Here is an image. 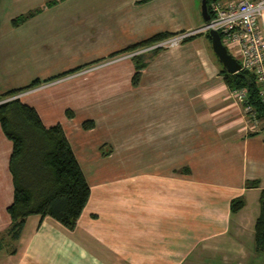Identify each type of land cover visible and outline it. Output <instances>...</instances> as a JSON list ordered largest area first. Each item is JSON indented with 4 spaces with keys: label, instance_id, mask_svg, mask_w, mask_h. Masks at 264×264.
I'll return each mask as SVG.
<instances>
[{
    "label": "crops",
    "instance_id": "0c3cea01",
    "mask_svg": "<svg viewBox=\"0 0 264 264\" xmlns=\"http://www.w3.org/2000/svg\"><path fill=\"white\" fill-rule=\"evenodd\" d=\"M6 1L14 10L4 16L10 26L0 28V94L41 80L19 99L46 127L62 126L90 193L75 228L33 214L11 239L12 141L0 126V264H264L254 242L264 129L254 128L243 99L231 93L204 35L161 50L135 87L130 57L110 63L98 77L45 81L110 60L111 53L155 33L199 27L172 22L174 14L183 17L180 0H69L78 7L63 18L85 22L78 32L85 43L58 65L42 46L55 19L49 0ZM36 8L21 25L11 24ZM24 47L29 59L15 61L12 52ZM17 67L24 69V83L11 80ZM42 84L55 90L41 92ZM87 120L93 125L85 129ZM251 180L259 186L247 187ZM238 196L245 203L233 213L230 201Z\"/></svg>",
    "mask_w": 264,
    "mask_h": 264
},
{
    "label": "trees",
    "instance_id": "16d2710c",
    "mask_svg": "<svg viewBox=\"0 0 264 264\" xmlns=\"http://www.w3.org/2000/svg\"><path fill=\"white\" fill-rule=\"evenodd\" d=\"M57 2L58 0H49L46 5L53 6ZM206 4L212 16L210 0H206ZM39 11L40 8H36L20 13L11 19V24L19 26ZM174 34L167 31L155 33L146 39L126 45L121 50L111 53L110 56L136 51ZM201 35L210 41L207 32H200L185 38L182 43ZM161 50L163 48H156L130 57L134 64V72L131 76L132 86L139 84L142 70ZM229 53L232 54L230 51ZM80 67L82 66L62 72L45 81L73 73ZM221 72L230 90L246 89V98L242 101L243 107L251 106L258 120H262L264 124V103L259 97L254 74L247 70L230 73L223 67ZM40 83L41 80L35 78L22 87L6 90L0 94V99L28 90ZM67 115L71 116L72 113L67 110ZM92 125L91 120L83 122L85 129L91 128ZM0 126L3 133L12 141L9 169L13 178V199L7 207L11 220L7 235L17 240L26 218L33 214L41 217L50 216L68 229L75 228L77 219L89 198L90 187L62 126L56 123L46 127L36 109L19 98L0 102ZM258 186V180L247 182V187ZM244 203L242 196L231 199V212H238ZM254 242L256 251L264 252V188L260 189L259 194V214L254 224Z\"/></svg>",
    "mask_w": 264,
    "mask_h": 264
},
{
    "label": "built area",
    "instance_id": "2783aa9c",
    "mask_svg": "<svg viewBox=\"0 0 264 264\" xmlns=\"http://www.w3.org/2000/svg\"><path fill=\"white\" fill-rule=\"evenodd\" d=\"M210 10L212 16L210 15L209 20L203 25L175 33L125 55L131 57L156 48H173L191 35L208 32L210 29L217 30L223 44L234 57H238L236 59L240 64V70L254 74L259 97L264 103V21L260 20L264 12V0H228L225 3L221 0H210ZM23 93L9 96L1 102L18 98ZM231 93L243 100L246 98L245 88L231 89ZM243 108L249 120L255 125L258 122L256 112L249 105Z\"/></svg>",
    "mask_w": 264,
    "mask_h": 264
},
{
    "label": "rangeland",
    "instance_id": "374dc122",
    "mask_svg": "<svg viewBox=\"0 0 264 264\" xmlns=\"http://www.w3.org/2000/svg\"><path fill=\"white\" fill-rule=\"evenodd\" d=\"M6 2H7L6 0L0 1V28L10 26L9 22L7 23L4 20V16L7 13H10L11 11L14 10V8H12L11 10L6 9V8H10V6H11L8 3L6 4ZM180 4L182 5L183 17L178 16V14H174V19H172V22H180V24L189 22V23H192L194 25L198 24V22H199L200 26L203 25L202 23L204 21L202 19V15H201V0H180ZM53 6H52V8H50L48 10V12L53 13L55 15V19L53 20L52 25L50 24V27L47 28V36H46L47 38L45 40L46 43L45 42L42 43L43 44L42 46H44L43 50L47 49L48 53L51 52L53 54V56L55 58V59H53V61L55 63L54 65H56V64L58 65V64H64L65 63L63 60L66 59V56L68 57L69 51L76 52V50L80 49L81 47L82 48L84 47L85 38L81 34H78V32L79 31L81 32V28L83 29V25L85 22L79 21L76 17L72 18V20H70V19L64 20L65 18H63V17L65 15L63 14V12L65 10H66V13L70 12V9H72V10L74 9L76 11V8L78 7V5L75 3L69 4V0H67L66 4L65 3H59L58 5H53ZM23 7L24 6H20L19 10L24 9ZM19 10H15V11H19ZM48 34L50 35L49 37H48ZM71 35H73V36H71ZM46 45H48V48L46 47ZM24 48H25V51L18 49L16 51L14 50L12 52L13 55L16 57V59H14L15 61L18 59L19 60L25 59V58L29 59V56L31 54L29 52H27L26 47H24ZM165 49H170V48H165ZM165 49H163V50H165ZM128 58L129 57H127L124 53L123 55L122 54L116 55V56L112 57V59H110V60H106V58L103 61L98 60V61H96V63H93L91 65H87L86 67L80 69L79 71H77L75 73H69L67 75L58 76V77H55L53 79L51 78V79L46 81V84L47 85H53L52 83L59 84V83H61V81L69 80L70 78H73V77H75V78L98 77L99 75H95V74L102 73L103 71L107 70L110 67V66H108L110 63L117 62L120 60H126ZM105 61H107V62L104 63ZM97 64L98 65L100 64V65L97 66ZM100 66H102V67H100ZM106 66H108V67H106ZM112 66H114V65L112 64ZM16 71L14 70L15 73L12 71L11 80H15L14 81L15 83H24L26 81L25 80L26 78H24L25 73H23L24 69H22L21 67H17ZM0 77H1V74H0ZM70 80H72V79H70ZM21 81H24V82H21ZM46 84H42L38 88H43V85L45 86ZM22 85H24V84H22ZM51 88H53V87H51V86L45 87V88L41 89V92H44V91L48 92L49 90L50 91L55 90V89H51ZM26 93H27V91L24 92L23 94H26ZM23 94H21V96ZM21 96H19V97H21ZM262 124H263V122L258 121L254 125V128H257V126L262 127ZM262 254H264V253H262Z\"/></svg>",
    "mask_w": 264,
    "mask_h": 264
},
{
    "label": "water",
    "instance_id": "95a60500",
    "mask_svg": "<svg viewBox=\"0 0 264 264\" xmlns=\"http://www.w3.org/2000/svg\"><path fill=\"white\" fill-rule=\"evenodd\" d=\"M201 15L204 22L210 18L206 0H201ZM207 33L210 37L212 50L221 62L223 68L230 73L238 72L240 70V64L236 57L229 53L227 47L223 44L219 32L210 29Z\"/></svg>",
    "mask_w": 264,
    "mask_h": 264
}]
</instances>
